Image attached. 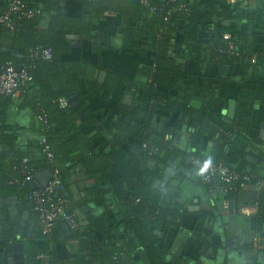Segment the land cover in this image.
<instances>
[{
    "label": "crops",
    "instance_id": "0c3cea01",
    "mask_svg": "<svg viewBox=\"0 0 264 264\" xmlns=\"http://www.w3.org/2000/svg\"><path fill=\"white\" fill-rule=\"evenodd\" d=\"M202 1L207 8L220 10L218 25H227L237 40L260 57L252 59L248 70L219 67L207 61L204 51L207 41L204 31L209 29L206 23L179 34L175 46L185 51L180 64L192 77L190 90L195 99L190 111L181 112L167 103L170 91L161 90L158 94L162 100L159 111L167 119L162 121L156 116L153 122L160 129L168 128L167 140L179 155L165 156L159 166L153 159L148 160L147 165L153 172L150 181L154 189L165 190V204L180 207L177 219L157 232L158 255L167 262L178 259L182 264H264V193L249 186L227 197L220 186L201 182L199 170L184 158L186 154L203 156V159L221 157L233 169L256 170L264 179V0ZM217 1L223 4L217 5ZM133 3L134 12L138 13L140 0ZM66 8L71 17L82 14L78 2L69 1ZM122 21L119 15L110 13L94 27L95 39L72 35V52L64 57L66 61H81L87 66L86 81L103 84L109 75L120 79L109 100L91 99L84 109L80 105L84 119L76 112L81 120L87 119L88 114L93 115L92 121L80 126L85 132L100 130L99 151L111 160L107 181L101 187L106 191L108 208H96L84 201L88 190L96 186L94 181L86 180L84 170H72L68 182L69 195L78 203H85L75 213L83 228L82 238L92 244H98L102 238L90 229V218L104 217L109 225H117L119 207L128 201L129 186L134 184L128 178L127 167L131 162L132 144L138 142L131 139L114 148L106 144L114 136L110 120L131 127L141 122V116L137 115L140 105L142 110L156 106L137 86L126 91L124 83V80L136 82L138 79L147 83L142 67L151 63L155 42H150L149 49L135 48L134 39ZM208 23L213 24L210 20ZM84 83L81 80L82 89ZM13 105L8 110V123L18 125L16 135L25 149L37 138L33 131L35 124L32 116L23 110L21 99ZM28 149L34 153L33 146ZM4 150L8 155L2 154ZM0 151L10 159L15 148L0 146ZM163 175L166 179L162 181ZM7 189L12 191L0 188V199H10L12 203L0 204V217L4 218L0 220V228L9 221L12 237L5 244L0 243V263L4 259L6 263L13 261L15 254H22L23 264H48L52 259L75 256L79 245L75 231L74 238L65 241L62 228V243H52L43 237L38 216L26 207L27 198ZM15 244L22 246V252L19 248L15 251ZM141 255V251L137 252L136 258Z\"/></svg>",
    "mask_w": 264,
    "mask_h": 264
},
{
    "label": "trees",
    "instance_id": "16d2710c",
    "mask_svg": "<svg viewBox=\"0 0 264 264\" xmlns=\"http://www.w3.org/2000/svg\"><path fill=\"white\" fill-rule=\"evenodd\" d=\"M15 1H20L21 12L11 16L10 28L6 25L0 26V63L10 62L20 69H26L31 81L21 89L17 99L0 96V146L15 148L10 159L4 157L0 151V188L12 191L7 189L11 188L22 193L27 198L25 205L31 211L34 204L29 197L34 191L30 184H9L15 177L20 178L25 168L32 170L33 174L52 167L57 168L63 186L60 193L71 200V211L79 210L85 204L78 203L68 192L71 171L80 168L84 170L86 180L96 183L95 188L88 190L84 201L91 202L96 208L109 206L106 191L101 187L107 181L111 160L99 151L97 144L102 133L98 129L92 132L83 131L80 124H88L93 120V115L88 114L87 119L81 120L69 107L62 109L59 100L67 99L69 94L75 93L84 109L91 99L109 100L120 79L109 75L103 84L86 81L84 73L87 66L81 61L69 62L64 58L72 52L70 37L77 34L87 39H95L94 27L104 22L108 14L114 13L122 18L134 39L135 48L149 49L150 42H155L151 63L142 67L147 83L139 79L136 82L124 80L126 91L131 90V86H137L142 95L147 94L152 98L155 108L142 110L140 105L137 115L141 116V122L131 127L114 124L110 120L114 136L106 144L114 148L131 139L138 142L132 144L131 162L127 167L128 178L134 184L129 186L128 201L119 207L117 225H109L104 217H91L89 227L94 233L101 235V242L92 244L83 239V228L79 225L75 230L79 243L75 256L66 260L52 259L48 264H182L178 259L167 262L158 255L157 246L160 240L157 232L177 219L180 207L163 202L165 190L154 189L150 181L153 172L147 165L150 159L159 166L163 164L165 156L179 155L167 140L168 128L160 129L153 122L156 116L161 117L162 121L167 119L159 111L162 106V100L158 96L160 91H170L167 103L181 112L190 111L191 103L195 99L190 90L192 77L180 64V60L185 57V51L175 46L176 41L179 34L187 28L206 23L204 25L209 28L204 31L207 34L204 46L207 61L219 67L248 70L252 66V59L257 57L259 60L260 56L237 40L227 25H218L216 22L220 20V10L217 7L207 8L202 0H146L147 4L140 2L138 13L134 12L133 0H0V16L8 14ZM69 1L80 3L82 14L79 17L67 14L66 3ZM222 4L217 1V5ZM36 11H40L38 16L31 19L24 17L25 14ZM209 20L213 24L208 23ZM226 33L231 35V40H225ZM37 48L50 50L52 58L33 60L31 51ZM81 80L85 82L83 89ZM20 99L24 102L23 110L32 116L35 124L33 131L37 133V138L28 146L35 148L34 153L29 152L27 147L24 149L20 146L19 137L16 135L18 125L12 126L8 123V110ZM43 139L54 156L52 162L44 152ZM184 158L193 165L194 159L204 157L186 154ZM208 158L225 163L241 177L262 179L256 170L243 172L233 169L221 157ZM25 160L28 163L25 164ZM160 179L163 181L166 176L163 175ZM241 183L230 186L227 191L226 186L219 182L205 185H218L230 197L241 191ZM4 224L0 228L1 244H5L12 237L10 222L5 221ZM61 224H56L50 237H43L54 244L62 243ZM139 251L142 255L136 258Z\"/></svg>",
    "mask_w": 264,
    "mask_h": 264
},
{
    "label": "built area",
    "instance_id": "2783aa9c",
    "mask_svg": "<svg viewBox=\"0 0 264 264\" xmlns=\"http://www.w3.org/2000/svg\"><path fill=\"white\" fill-rule=\"evenodd\" d=\"M223 1V0H221ZM141 3L147 4L146 0H140ZM21 12L20 1H15L11 6L10 12L6 15L0 16V26L6 25L7 28L12 26L11 16ZM40 14V11L25 14L27 19L34 18ZM225 40H231L230 34H224ZM233 47H231L232 49ZM31 57L35 61L50 60L52 53L50 50L37 48L31 51ZM18 67L12 63H0V96H9L17 99L21 94V89L31 81L26 69L17 70ZM60 107L66 109L69 107L68 100L62 98L59 100ZM45 122L44 119H41ZM46 123V122H45ZM45 145L44 152L46 153L50 162L54 160V156L47 145L46 140L43 139ZM24 163H28L25 160ZM193 165L200 171L201 181L204 184H213L216 182L222 183L226 186L225 190H229L230 186H235L237 183L242 182V188L253 186L261 193H264V180L257 179L256 177L244 176L241 177L237 172L229 168L223 162H217L213 159H194ZM53 179L49 182L48 186L44 189L34 191L29 200L34 204L33 212L37 214L42 235L50 237L52 231L57 223L67 224L73 231L79 227V220L75 211H71V200L60 192L62 189V181L60 179V171L52 167ZM34 181L33 171L25 168L22 171L21 177L12 179L10 185H25L31 184ZM61 189L59 191L58 189Z\"/></svg>",
    "mask_w": 264,
    "mask_h": 264
},
{
    "label": "water",
    "instance_id": "95a60500",
    "mask_svg": "<svg viewBox=\"0 0 264 264\" xmlns=\"http://www.w3.org/2000/svg\"><path fill=\"white\" fill-rule=\"evenodd\" d=\"M18 71H20V67H18L17 69ZM67 100H68V105L69 108L72 112L74 113H78L83 119L85 118L84 113L81 111V106H80V100L79 97L75 94V93H71L67 96ZM3 155H8V152H6V150H4L2 152ZM53 179V172L51 169H48L44 172L41 173H36L34 174V181L30 184L31 186V190L32 191H36L39 189H44L48 186L49 182ZM59 191H61V189H58ZM11 204L12 200L10 199H0V204ZM4 219L3 217H0V220ZM62 228H63V236H64V240L68 241L69 239H73L74 238V233L73 230L65 223H62ZM15 251H18V248L20 249V251L22 250V246L19 245L17 247V245H14ZM9 250H12V247H9ZM22 252V251H21ZM14 260H10L11 262L6 263V260L4 259L3 261H1L0 264H23L22 262V254L20 255H14ZM1 260V259H0Z\"/></svg>",
    "mask_w": 264,
    "mask_h": 264
}]
</instances>
